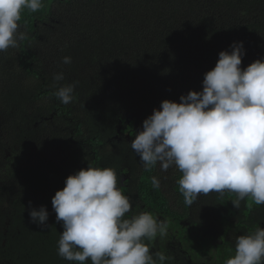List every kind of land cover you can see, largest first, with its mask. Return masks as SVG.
<instances>
[{
    "label": "trees",
    "instance_id": "1",
    "mask_svg": "<svg viewBox=\"0 0 264 264\" xmlns=\"http://www.w3.org/2000/svg\"><path fill=\"white\" fill-rule=\"evenodd\" d=\"M19 23L24 39L0 52V264H80L58 255L52 197L88 163L115 168L128 217L150 211L168 222L166 236L145 240L165 264H225L239 235L264 227V205L246 197L234 208L235 193L187 206L182 174L145 170L131 148L164 99L202 90L234 41H243L241 68L264 58V0H43ZM68 83L74 99L63 104L54 92ZM42 205L45 228L29 216Z\"/></svg>",
    "mask_w": 264,
    "mask_h": 264
},
{
    "label": "clouds",
    "instance_id": "2",
    "mask_svg": "<svg viewBox=\"0 0 264 264\" xmlns=\"http://www.w3.org/2000/svg\"><path fill=\"white\" fill-rule=\"evenodd\" d=\"M42 7L43 0H0V52L17 48L24 39L22 12ZM230 48L220 51L214 68L204 74L202 90L182 94L179 102L164 99L131 141L145 170L159 165L161 172L175 167L182 174L177 183L187 206L212 192L235 193L234 208L246 197L264 205V58L241 68L243 41ZM63 63L71 58L63 57ZM53 79L63 81L64 73ZM75 87L62 84L54 95L69 104ZM150 182L153 188L161 186L157 175ZM119 183L115 168L90 163L67 176L52 197L56 221L63 226L60 257L80 264H165L168 257L153 254L145 240L166 236L168 222L150 211L128 217L132 203ZM29 216L48 227L46 206L31 208ZM225 264H264V227L239 235Z\"/></svg>",
    "mask_w": 264,
    "mask_h": 264
},
{
    "label": "rangeland",
    "instance_id": "3",
    "mask_svg": "<svg viewBox=\"0 0 264 264\" xmlns=\"http://www.w3.org/2000/svg\"><path fill=\"white\" fill-rule=\"evenodd\" d=\"M171 169L173 170V167H171ZM168 172H164V176H167ZM0 187H1V180H0ZM160 218V217H159ZM161 219V218H160Z\"/></svg>",
    "mask_w": 264,
    "mask_h": 264
}]
</instances>
